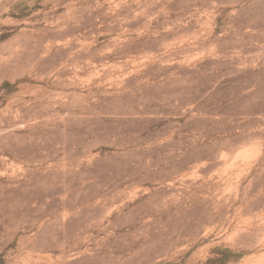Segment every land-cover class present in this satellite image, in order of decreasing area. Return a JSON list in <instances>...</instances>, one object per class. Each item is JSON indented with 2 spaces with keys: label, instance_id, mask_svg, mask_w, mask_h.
Listing matches in <instances>:
<instances>
[{
  "label": "rangeland",
  "instance_id": "obj_1",
  "mask_svg": "<svg viewBox=\"0 0 264 264\" xmlns=\"http://www.w3.org/2000/svg\"><path fill=\"white\" fill-rule=\"evenodd\" d=\"M0 264H264V0H0Z\"/></svg>",
  "mask_w": 264,
  "mask_h": 264
}]
</instances>
